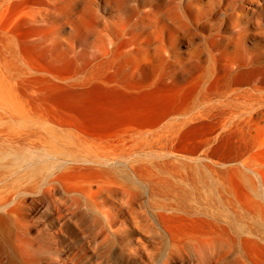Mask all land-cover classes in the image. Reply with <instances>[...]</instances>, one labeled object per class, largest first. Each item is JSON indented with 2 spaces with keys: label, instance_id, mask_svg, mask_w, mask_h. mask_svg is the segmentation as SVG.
I'll return each instance as SVG.
<instances>
[{
  "label": "rangeland",
  "instance_id": "rangeland-1",
  "mask_svg": "<svg viewBox=\"0 0 264 264\" xmlns=\"http://www.w3.org/2000/svg\"><path fill=\"white\" fill-rule=\"evenodd\" d=\"M263 95L264 0H0V264H264Z\"/></svg>",
  "mask_w": 264,
  "mask_h": 264
},
{
  "label": "bare ground",
  "instance_id": "bare-ground-1",
  "mask_svg": "<svg viewBox=\"0 0 264 264\" xmlns=\"http://www.w3.org/2000/svg\"><path fill=\"white\" fill-rule=\"evenodd\" d=\"M9 1V0H8ZM49 1H51V0H49ZM169 1V3H172V2H174V0H168ZM175 4V3H174ZM246 96L247 95H245V94H243V93H229V94H227L224 98L225 99H227L228 101H231V102H237V101H239V100H243V99H245L246 98ZM252 96H254V95H252ZM264 96V95H263ZM249 98V97H248ZM257 98V97H256ZM220 99V98H219ZM254 99V98H253ZM258 99V98H257ZM249 100H251V99H249ZM255 100V99H254ZM259 100H261V99H259ZM252 101V100H251ZM248 102V101H247ZM246 102V103H247ZM257 102V101H256ZM255 103V102H254ZM264 103V102H263ZM253 104V103H252ZM257 104H259V103H257ZM261 104V103H260ZM239 105V104H238ZM238 105H235V104H233L232 106H233V108L230 110V108H229V110H230V112H231V114L232 115H235V113L237 112V111H239V106ZM255 105H256V103H255ZM254 105V106H255ZM218 106V105H217ZM241 106V105H240ZM258 106V105H257ZM262 106V105H261ZM242 107V106H241ZM246 107V106H245ZM260 107V106H259ZM251 108H253V107H251ZM216 109L218 110V112H217V116H219L220 114V112H219V108L218 107H216ZM245 109V108H244ZM254 109H256L255 107H254ZM257 110V109H256ZM245 113V112H244ZM247 113V112H246ZM256 113H258V112H256ZM255 113V114H256ZM230 114V115H231ZM242 114V113H241ZM250 114V113H249ZM239 115V114H238ZM237 115V116H238ZM243 115V114H242ZM221 116V115H220ZM226 117V116H225ZM224 117V118H225ZM234 117V116H233ZM240 117V116H239ZM249 117V116H248ZM253 117V116H252ZM216 118H220V117H216ZM254 118V117H253ZM222 119V118H221ZM234 119V118H233ZM247 119V118H246ZM249 119V118H248ZM225 120V119H224ZM235 120V119H234ZM238 120V119H237ZM230 121V120H229ZM249 121H251V119L249 120ZM248 121V122H249ZM255 120H253V122H254ZM221 122H223V121H220V119H219V123H221ZM252 122V121H251ZM251 122H249V124L251 123ZM252 122V123H253ZM264 187V186H263ZM260 224V223H259ZM262 236V235H261ZM259 238V237H258Z\"/></svg>",
  "mask_w": 264,
  "mask_h": 264
}]
</instances>
